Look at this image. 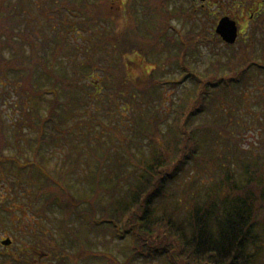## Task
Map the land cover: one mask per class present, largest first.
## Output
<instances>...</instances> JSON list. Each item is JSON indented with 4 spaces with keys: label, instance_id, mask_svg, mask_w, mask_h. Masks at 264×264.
Listing matches in <instances>:
<instances>
[{
    "label": "trees",
    "instance_id": "16d2710c",
    "mask_svg": "<svg viewBox=\"0 0 264 264\" xmlns=\"http://www.w3.org/2000/svg\"><path fill=\"white\" fill-rule=\"evenodd\" d=\"M30 1L0 0V76L5 83L13 85L15 96L9 102L13 114L23 115L10 120L15 126L14 135H22L23 127L35 133L29 138L30 149L36 150L40 163L39 148L52 139H62L78 153L75 157L65 153L74 165L79 155L87 154L82 167L88 172L82 177L86 182L89 180L91 187L79 185L86 190L92 188V195L85 201L67 186L61 200L50 187L44 197L41 194L44 191L34 192L33 198L41 202L36 207L33 204L28 207L37 218H48L42 201L48 197L51 203L52 198L49 205H60V212L68 215L58 219L67 236L58 242L46 233L29 230L33 241L26 243L47 250L45 260L34 257V249L21 240V245L13 249L10 246L0 253V264H79L81 259L88 263L96 260L97 264H133L135 257L148 260L162 257L164 264H256L264 256V64L253 57L255 43L259 42L261 49L264 47V0H208L211 5L229 2L235 6L234 11L225 10L222 14L239 21L249 39L246 42L239 38L228 44L216 35L214 38L229 49L224 52L229 59L228 71L217 72L224 65L218 61L215 70L208 69L214 71L210 76L196 74L195 69L189 68L185 58L190 46L180 42L176 31L174 37L165 33L167 27L173 26L172 15L179 13L182 2L174 9L172 0H123L119 2L122 8L116 11L110 8L111 0H56L51 6L43 4V9L31 17L32 11L27 5ZM199 9L202 7L191 4L184 12L194 13ZM51 12L58 14L60 27L50 23ZM39 14L46 15L44 24L50 36L43 32V37H38L32 32L29 24L35 22V28L40 25ZM245 19H248L247 25L242 23ZM71 30L86 31L89 44L69 42ZM159 43H166L167 50L173 46L177 49L175 60L182 69L177 78L151 76L141 62L123 58L128 51H140L145 59L149 58ZM235 44L238 50L231 52ZM6 47L10 49L7 56L3 54ZM101 49L104 55L115 50L116 59L111 57V62L100 64L102 55L97 52ZM161 63L164 65L166 60ZM135 65L136 69L130 71ZM9 71L16 76H9ZM258 72L261 88L257 86ZM184 78L190 79L192 86L182 95L175 93L178 101L173 95L168 97L164 84L170 82L176 86ZM24 84L28 89L36 84L40 91L37 96L45 101L42 112L34 120L30 118L33 110L28 113L30 106H34L21 92ZM26 96L35 95L26 93ZM82 105L91 107L92 113L85 112L88 118L79 116L74 123L61 127L60 122L67 118L54 117L59 111L68 117ZM131 106H135L142 120L138 133L141 140L135 142L138 157L131 148L133 139L118 120ZM205 108L210 119L195 121ZM240 108L248 118L237 117ZM172 110L173 117L168 122ZM130 111L134 114V110ZM100 112L107 116L106 121L101 119ZM17 120L20 121L17 123ZM48 123L52 130L46 134ZM160 123L164 124L163 129ZM83 124L86 128L81 129ZM134 124L131 114V125ZM1 125L4 122L0 115V169L16 171L15 161L20 159L17 154L1 152L7 139ZM250 127L255 128L257 138L246 141L241 136ZM76 131L83 136L76 135ZM98 169L106 174L112 172L115 181L110 184L100 178L99 183V176L95 175ZM41 170V165L35 171L25 170L34 179L30 175L26 177L25 172L16 177L28 185L37 181V187L41 188L44 186L38 178ZM188 171L195 175L190 176L186 185H176L183 182L180 176ZM200 174L207 179H202ZM79 176L76 181L80 180ZM9 184L18 183L14 179ZM98 194L99 205L94 201ZM4 217L10 219L8 213ZM70 221L79 227L85 225L84 230L92 227L94 231H103L109 227L116 238L129 239L126 259L121 262L113 252L91 250L89 240L82 248V243L76 242L75 227L69 225ZM86 232L89 235L91 231Z\"/></svg>",
    "mask_w": 264,
    "mask_h": 264
},
{
    "label": "rangeland",
    "instance_id": "374dc122",
    "mask_svg": "<svg viewBox=\"0 0 264 264\" xmlns=\"http://www.w3.org/2000/svg\"><path fill=\"white\" fill-rule=\"evenodd\" d=\"M15 1V0H14ZM19 0H16V3ZM52 1L56 0H31L27 5L30 8V13L31 17H34V12H37L40 10L41 6L45 4L46 6H51ZM116 2L111 5L112 10L119 11L121 8L119 6V0H115ZM151 2L152 0H147ZM182 2L183 4V9L181 5L178 7H181V10L177 12H174L171 18V24L173 26H169L166 29V35L167 34H173L174 37V32L176 31L178 39L180 42H182L185 46H190L188 48V53H186V58L185 61L189 63V68L193 71L195 69L196 74L199 75H212L211 73H214V71L209 72L210 69H214L215 64L219 61L222 62L224 65L222 68H220L217 72H223L226 73L228 71L227 69V63L229 61L228 57L224 52H229V49L225 47L222 42L218 41L216 35H218L216 32H214V26L218 20V17H220L223 11H230L232 9L234 11L235 6L230 4L229 2H223V4L220 6V4H206L207 1L204 3L201 2L200 0H194L191 2L193 7L200 8L198 11H194V13H185L188 7H191V4L187 0H172L171 1V6L173 8H176L177 3ZM22 3V2H21ZM88 4V3H87ZM86 4V5H87ZM154 4V3H152ZM202 4H205V6H202ZM177 7V8H178ZM43 9V8H41ZM185 10V12H184ZM66 11V10H65ZM225 11V12H226ZM44 10V14H45ZM229 13V12H228ZM44 14H39V21L40 25H37L35 28V22H30V26L32 27V32L37 34L38 37H43L41 33H45L46 35L50 36V33L46 31L45 29V18L46 15ZM216 16H218L216 18ZM72 17H77V16H72ZM48 19H50V23H53L57 28L60 27V20L58 17V14L56 12H51L49 14ZM37 22V21H36ZM105 26H108L109 28L111 27L110 23H105ZM41 27V28H39ZM41 30V32H40ZM247 31V30H246ZM242 30L240 32V39L242 41H247L248 40V35L247 32ZM44 34V35H45ZM88 33L82 30H75L68 33V40L69 42L72 43H78L79 45H84V44H89L87 41V35ZM152 34H156L153 32ZM257 36L260 35V32H257ZM215 37V38H214ZM260 37V36H259ZM193 38V39H191ZM214 38V39H213ZM160 41V39L157 41V43ZM143 42V41H142ZM144 43V42H143ZM193 45V48L191 46ZM238 44H235L233 48H231V52L234 50H238L237 48ZM254 46L256 47V53L255 56L253 57L255 60L261 62L264 64V53H261L259 51H264V47L261 49L259 42L255 43ZM227 49V50H226ZM157 50L155 54H157L160 50L162 51L160 54L154 56H146V59L143 55L142 52L140 51H134L130 53L129 51L127 53L123 54L124 60L127 58H134L136 62H141L143 67H145L147 70V73H149L151 76H156L159 78H165L167 80L172 79V78H177L178 75L182 72V69H180L178 63L175 60V52L177 49L175 46L167 50V45L166 43H159L158 48H155ZM108 55L103 54V50H99L97 53L99 55H102L100 57V64L104 63H109L111 62V57L116 59V51L112 50ZM10 49L7 47L3 49V54L5 56L9 55ZM178 53V52H177ZM178 55V54H177ZM82 56V55H80ZM181 54H179V57ZM145 59V60H144ZM166 60V63L163 65L161 62ZM147 60V61H146ZM148 63V64H146ZM179 64L182 65V62L179 61ZM115 65V64H114ZM136 65L131 67L130 71H134L136 69ZM153 69H150L152 68ZM118 69V68H117ZM150 69V70H149ZM206 69L208 70L205 74H203ZM118 70H115L117 73ZM13 71H9V76L15 77V73H12ZM100 73V72H99ZM137 73V72H136ZM139 74L140 71H139ZM5 75V74H4ZM132 75H135V73L132 72ZM2 79V76H0ZM257 78V86L261 88L262 86V79H261V74L258 72L256 75ZM33 82V80H32ZM0 115L2 116L4 126L1 125L2 130L4 131V135L6 136V141H4V147H3V153L8 154H17L16 156L19 157L20 159H17V162L15 163L18 165L16 168V171L14 170H8L5 169L4 172L1 171L0 169V204H4L5 206L2 208L0 207V239L7 237L11 238V246L12 249L15 248L18 245H21V240H24L23 244L25 245L26 242L33 241L31 239L29 230H33L35 233H46L48 236H53L54 239H56L58 242H63L65 239L66 232L63 231V226L61 220L58 221V219L62 218H68L67 214H62L60 212L61 206L60 205H49L53 202L51 198V203H49V198H44L42 201V209L45 211V213L48 215V218H37V216L31 211L30 207L28 205L33 204L35 207L36 205L40 204V200L37 199L35 200L33 198V194L35 193H40V191H44L43 196L47 192V188H52L53 193H56L58 200H61L64 198L65 195L63 193L66 191L65 188L66 186L70 188L73 192H77V196H79L84 199L85 201H89L92 195V191L90 189L86 190V188H82L88 185L91 187L90 184H88L89 180H85L83 176V173H87L88 169L83 168L82 166L85 165V161L88 158V155H79L78 156V162L77 165L72 164L71 160H67L66 156L67 154H70L71 156L75 157L78 153H76L73 148L67 147L65 142L62 139L56 140L52 139V141L48 142H43L42 146L39 148V156L42 158V163L39 162L38 158H36V150L35 149H30V140L29 138L33 136L35 133L31 132V130L27 127L21 128L22 132L20 134L14 135L15 132V126L13 123H11V118L13 116H17V118H21L23 115L21 112H16L13 114V110L11 107H9V102L12 100V97L15 95L12 93L14 92L13 85L5 83L4 80H0ZM29 83V82H28ZM192 86V83L190 82V79L184 78V80L179 83L176 86L171 85L170 82H166L164 84V87L166 89L165 93L169 97L170 95H173V98L177 100V96H175V93L178 95L181 94L185 90H188ZM159 89H162L159 87ZM39 88L34 84L32 89H28V85L24 84V87L22 88L21 92H23L26 101L30 104L33 105L34 107L28 110V113H31L33 110V115L30 114V118L34 120V117L38 112H42L43 107H44V99L43 97L37 96V94L40 93L38 91ZM27 94L30 95H35L33 97L31 96H26ZM50 96V95H49ZM89 101V100H88ZM178 101V100H177ZM124 102V101H123ZM143 103V102H142ZM144 104V103H143ZM177 102L173 103V105H176ZM256 105V104H254ZM36 106V107H35ZM97 108L100 107V104L95 105ZM258 106V105H257ZM91 107H87L85 105L79 106L77 109L78 114L74 111H71V115L66 117L62 113H60L56 116L54 115L55 118L60 119V118H67L65 122H60L61 127H66L76 121V119L80 116L81 118H88V114L92 113V110L90 109ZM170 108V107H169ZM86 110L88 111V114H86ZM100 110V109H99ZM134 110V114L130 111ZM125 112L123 115H119L121 118L118 119V113L116 114V119L120 120L123 122L122 128H126L124 131L125 133L129 134V137H131L133 140V143L131 145L132 151L135 154V156H139V151L137 150L138 145L135 146V142L137 140H141L139 133L140 126L142 125V120L139 118L138 113L135 112V106H131L130 109L124 110ZM173 110L170 112V115L168 117V122L172 119L173 117ZM244 113V115H243ZM131 114L132 118L134 117L135 119V124L134 126L131 125ZM99 115L101 116V119L106 121L107 116L100 112ZM240 117L242 119L243 117H247V113L243 111L242 108H240V111L237 112V117ZM243 116V117H242ZM250 118V117H249ZM210 119V114L208 113V109L205 108L204 112L195 119V121H206ZM22 120V119H20ZM17 120V123L20 121ZM32 120L30 122H32ZM23 121V120H22ZM167 122V123H168ZM94 123H97L96 121ZM31 125V124H30ZM30 125H28L30 127ZM161 129L164 128V124L160 123ZM234 126V125H233ZM135 127V128H134ZM85 124H83L81 129H84ZM50 129L52 128L49 126V123L45 126V131L46 134L50 133ZM77 132V131H76ZM56 135L57 132H54ZM1 130H0V137H1ZM78 136H83L81 132H77ZM62 136V135H61ZM242 138H245L244 140H255L257 138V132L255 128H248L246 130V133L241 136ZM59 138V137H58ZM8 140V141H7ZM244 141L245 145H248V142ZM72 143V142H71ZM75 144H79L80 142H74ZM72 143V144H73ZM3 145V144H2ZM144 147L143 145L141 148ZM146 147V146H145ZM75 149V148H74ZM73 150V151H72ZM145 150V148L143 149ZM72 151V152H71ZM146 151V150H145ZM70 152V153H67ZM67 153V154H65ZM33 154V155H32ZM34 157L36 159H34ZM25 168H22L21 166H24ZM41 165L42 170L41 174L38 175V178L41 180L39 182H43L44 186L37 187L38 182L34 181L32 185H28L27 183H23L20 181V178L16 177L19 176L21 177L23 175V172L26 173V177H28L30 174L26 172L25 170H32L35 171L37 167ZM192 171V169H191ZM110 172V171H109ZM106 174V171L98 169V174L95 172L96 178L97 175L99 176L98 181L100 183V178L101 180H104L105 182H112L115 181V179L112 176V172ZM54 174L55 177H52L51 175ZM80 174L79 178L80 180L76 181L75 178L77 175ZM109 174V175H108ZM195 174H191L189 171L186 174H183L180 176L181 181L179 184L176 185H186L189 180L191 179L190 176H193ZM189 176V177H188ZM200 177L206 178L205 175L200 174ZM18 178V179H17ZM29 178L34 179L33 175H30ZM28 178V179H29ZM193 178V177H192ZM5 179L9 180L10 182H14V179L17 181L18 184L15 186L12 184H9L6 182ZM207 179V178H206ZM50 182V185H49ZM124 182V181H123ZM16 183V182H15ZM46 183V185H45ZM81 184V186L79 185ZM100 186V185H99ZM175 186V185H174ZM90 197H88V196ZM89 199H88V198ZM94 201H97V204H100V198L99 194L95 197ZM107 201V200H106ZM50 206H53V210H50ZM8 213L10 216V219L8 217H4V214ZM98 216V214H96ZM93 219V218H92ZM90 219V220H92ZM60 223V225H59ZM69 225L71 227H75V232L74 235L76 237V242L77 243H82L81 247L85 248L86 247V242L87 240L92 242V245L90 247L91 250L94 251H110L116 254L117 259L120 260L121 262L126 259V253L128 252V241L129 239H120L116 238L114 235V231H110L109 227L103 228V231H94L92 227H90L91 230L85 229L84 226L81 225L79 227L78 223H71L69 222ZM91 226V225H90ZM79 227V228H78ZM63 231V233H62ZM86 231H91L90 234L88 235V232ZM85 235H88V238L85 237ZM87 238V239H86ZM10 245H2L0 243V253L4 252L6 249L9 250ZM26 246L29 248L34 249L33 250V256L36 257L37 259H44L47 254V250L43 249L40 250V248H35L31 246L30 244L26 243ZM89 248V246L87 245ZM263 257V258H262ZM45 260V259H44ZM133 264H164V261L162 257H157L153 259H142L139 257H135L133 260ZM79 264H97V261L95 260L94 263L90 262L88 263L83 262L81 259L79 261ZM256 264H264V256L262 255L258 262Z\"/></svg>",
    "mask_w": 264,
    "mask_h": 264
},
{
    "label": "water",
    "instance_id": "95a60500",
    "mask_svg": "<svg viewBox=\"0 0 264 264\" xmlns=\"http://www.w3.org/2000/svg\"><path fill=\"white\" fill-rule=\"evenodd\" d=\"M215 31L227 43H233L237 37L236 21L228 15L221 16L215 26ZM10 238L7 237L1 240L2 244H9Z\"/></svg>",
    "mask_w": 264,
    "mask_h": 264
},
{
    "label": "flooded vegetation",
    "instance_id": "af4514ba",
    "mask_svg": "<svg viewBox=\"0 0 264 264\" xmlns=\"http://www.w3.org/2000/svg\"><path fill=\"white\" fill-rule=\"evenodd\" d=\"M111 1H112L113 4L116 2L115 0H111ZM119 1L121 2V1H123V0H119ZM205 1H206V0H201V2H203V3H204ZM202 5H203V4H202Z\"/></svg>",
    "mask_w": 264,
    "mask_h": 264
}]
</instances>
